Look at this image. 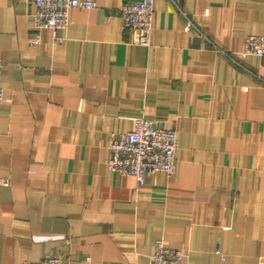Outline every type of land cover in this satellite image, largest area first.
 <instances>
[{"label": "crops", "instance_id": "crops-1", "mask_svg": "<svg viewBox=\"0 0 264 264\" xmlns=\"http://www.w3.org/2000/svg\"><path fill=\"white\" fill-rule=\"evenodd\" d=\"M92 1L36 36L32 0H0V264H150L157 239L179 264H264V56H241L264 0H153L148 47L118 13L139 0ZM139 116L178 141L142 186L107 168Z\"/></svg>", "mask_w": 264, "mask_h": 264}, {"label": "built area", "instance_id": "built-area-1", "mask_svg": "<svg viewBox=\"0 0 264 264\" xmlns=\"http://www.w3.org/2000/svg\"><path fill=\"white\" fill-rule=\"evenodd\" d=\"M32 28L36 36L41 31L65 29L69 21V11L73 8L90 9L96 6L92 0H32ZM118 13L125 28L131 32V44L148 47L153 17V0L124 1L119 5ZM185 29L205 38L193 21L185 17ZM60 42L62 40L60 39ZM264 56V36L247 35L243 40L241 56ZM2 62L0 59V76ZM264 82V81H263ZM3 100V88L0 83V103ZM178 141L173 129L159 125L158 121L139 116L130 131L112 135L111 155L107 161L109 172L135 178L142 186L146 177L155 173L172 175L176 168ZM0 186H8V179L0 178ZM223 260L224 255L216 251ZM182 252L169 248L162 239L153 243L150 264H179ZM17 264H60L58 258H45L38 262L21 261Z\"/></svg>", "mask_w": 264, "mask_h": 264}]
</instances>
